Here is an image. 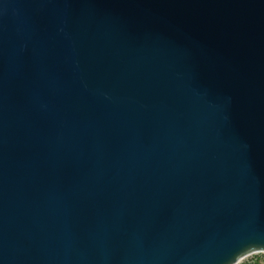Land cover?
I'll list each match as a JSON object with an SVG mask.
<instances>
[{
  "label": "water",
  "instance_id": "1",
  "mask_svg": "<svg viewBox=\"0 0 264 264\" xmlns=\"http://www.w3.org/2000/svg\"><path fill=\"white\" fill-rule=\"evenodd\" d=\"M260 252L264 0H0V264Z\"/></svg>",
  "mask_w": 264,
  "mask_h": 264
},
{
  "label": "built area",
  "instance_id": "2",
  "mask_svg": "<svg viewBox=\"0 0 264 264\" xmlns=\"http://www.w3.org/2000/svg\"><path fill=\"white\" fill-rule=\"evenodd\" d=\"M254 259H250L253 258ZM237 264H264V252L255 253L240 260Z\"/></svg>",
  "mask_w": 264,
  "mask_h": 264
},
{
  "label": "rangeland",
  "instance_id": "3",
  "mask_svg": "<svg viewBox=\"0 0 264 264\" xmlns=\"http://www.w3.org/2000/svg\"><path fill=\"white\" fill-rule=\"evenodd\" d=\"M250 259H254V257L253 258H250Z\"/></svg>",
  "mask_w": 264,
  "mask_h": 264
}]
</instances>
